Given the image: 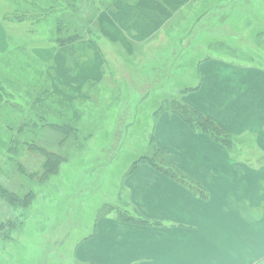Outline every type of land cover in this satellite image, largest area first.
I'll return each mask as SVG.
<instances>
[{
	"label": "rangeland",
	"instance_id": "374dc122",
	"mask_svg": "<svg viewBox=\"0 0 264 264\" xmlns=\"http://www.w3.org/2000/svg\"><path fill=\"white\" fill-rule=\"evenodd\" d=\"M204 1L208 3L200 20L192 17ZM113 6L110 0H0V100L9 104L0 107V135L8 124L23 130L0 161V264H77L75 251L95 234L97 221L127 199L123 182L136 162L153 153L158 159L167 157L152 137L161 112L174 111L172 100L181 101V89L190 86L183 83L186 75L165 76L170 83L151 75L148 84L155 88L134 90L130 96L123 64L122 82L107 67L101 87L81 89L82 99L69 96L72 91L77 97L79 91V59L75 51L71 64L63 65L62 49L75 42L61 40L93 36V42L101 43L106 38L101 17ZM184 7L182 18L170 26L195 30L197 45L219 35L221 26L225 32V49H205L202 56L216 57L220 51L244 68H264V0H195ZM180 35L184 33L172 34ZM157 69L162 67L150 65V70ZM137 77L133 88L141 85ZM191 78L190 84H196ZM159 84L170 86L157 89ZM31 103L41 110L30 108ZM71 104L76 113L70 117L66 110ZM35 117L41 122L36 124ZM217 135L228 140L225 133ZM240 142H230L233 153L255 150L248 138ZM2 147L0 141V153ZM48 154L53 158L47 164ZM45 172L52 176L38 179ZM17 204L19 209L11 206ZM257 264H264V258Z\"/></svg>",
	"mask_w": 264,
	"mask_h": 264
},
{
	"label": "crops",
	"instance_id": "0c3cea01",
	"mask_svg": "<svg viewBox=\"0 0 264 264\" xmlns=\"http://www.w3.org/2000/svg\"><path fill=\"white\" fill-rule=\"evenodd\" d=\"M110 1L113 8L101 17L104 41L93 42L89 36L62 49L63 65L71 64L75 51L79 59V91L77 97L72 91L69 96L82 99L81 89L101 87L107 67L122 82L123 64L130 96L134 90H151V75L163 83H170L167 75H186L183 83L190 86L181 89L180 102L227 132L233 144L248 138L255 150L233 153L174 111L161 112L152 143L167 157L153 159L168 169L142 163L125 177L122 192L127 199L97 221L95 234L75 251L77 264L259 263L264 258V68H244L220 51L197 62V71L184 68V54L190 51V59L198 49L194 36L173 48L171 60L176 62L163 63L159 51L166 54L178 37L172 34L186 29L170 24L182 18L186 2L195 0ZM209 49H225V41L210 43ZM154 63L168 68L154 72ZM137 76L141 85L133 88ZM192 76L196 84H190ZM163 86L170 85L157 89ZM73 107L66 116L76 113Z\"/></svg>",
	"mask_w": 264,
	"mask_h": 264
},
{
	"label": "trees",
	"instance_id": "16d2710c",
	"mask_svg": "<svg viewBox=\"0 0 264 264\" xmlns=\"http://www.w3.org/2000/svg\"><path fill=\"white\" fill-rule=\"evenodd\" d=\"M96 1V0H95ZM208 3V2H200L198 4V6L195 7L196 11L193 15H191L192 17H195V18H198L200 15L202 16L203 14V6ZM98 2H96V6H97ZM202 12V13H201ZM207 12V11H206ZM205 12V13H206ZM200 14V15H199ZM201 16L199 17V20L201 18ZM199 20L196 21L195 25L196 24H199ZM59 25H56V35L58 34L57 33V30L59 29L58 27ZM58 28V29H57ZM184 28L186 29H183L181 31H179L178 33L179 34H182L184 33L183 36L180 35V37H177L176 39H172L171 40V48L170 50H165V53H162V51H159L160 55L157 57L159 61H162L163 63H166L168 62V60H171L172 57H174V53L176 50H173V48H175L177 46L178 43H181V41H185L187 40V38L189 37H192V39L190 41L193 40V36L194 35H197L198 36V40L200 41V38H199V35L198 33L194 30L192 32V29L189 28V26H184ZM219 30L221 31L222 33V26L219 27ZM220 33V34H221ZM54 34V35H55ZM213 35V36H210V37H207L205 38L201 44L198 45V49L195 50L194 52L191 51V58L189 59V55L188 53L190 52H186L184 54V57L182 59L183 62H185L184 65H186L184 68H187V69H191V67L193 65L196 66V63L199 62L200 60L204 59L205 58V55L202 56L204 54V51L208 50L209 49V44L210 43H217L219 42V38H222L223 37V40L225 41V33L222 34V35ZM88 35H91L90 33ZM57 41L60 40V38H58L57 36H55ZM77 38V37H76ZM197 38V37H196ZM83 40V39H82ZM62 42L66 43V44H69V43H72V42H77V41H80V39H75V40H72V41H64V40H61ZM231 44V43H230ZM206 49V50H205ZM171 61H175V60H171ZM176 62V61H175ZM189 64H191L192 66H188ZM163 65H161L160 67H162ZM173 65H171L170 68H172ZM165 66H163L164 68ZM165 68H168V67H165ZM149 85V84H148ZM150 86V85H149ZM151 87V88H150ZM149 88L151 90H153L155 87L154 86H150ZM157 90V89H156ZM142 93V92H141ZM154 98V97H153ZM157 99V98H156ZM158 100V99H157ZM30 108L34 107L33 109L35 110H41L39 106H36L34 103H31L30 104ZM171 106L173 105L174 107V112L176 114H178L187 124H189L192 128H194L195 130H198V131H201L203 133H207L208 135H210L212 138H214L213 140L217 141V142H221L223 145L225 143V146H229L230 145V136L227 132L223 131L221 128H219L217 125H215L210 119L206 118L205 116H203L202 114H200L198 111L192 109V108H189L188 106L184 105L182 102L178 101V102H175L174 100H172V103L170 104ZM9 104H8V100L7 99H4L2 98V100H0V107H8ZM34 114L37 116V112H34ZM38 115H40L38 113ZM41 120V119H40ZM39 121V119H38ZM37 121V117L34 118V122L37 123H40L41 121L38 122ZM19 127V126H18ZM23 133V130L20 129L18 130L17 128H15L14 126L12 125H6V127H3V134L0 135V141L3 143V147L1 148V153H0V161L2 159V155H4L6 153V151L8 150V147L10 146V143L11 141H13L14 137H15V134L16 133ZM225 133L226 136H228V140L227 138H224V139H221L217 133ZM37 150H41L43 152V149H37ZM7 154V153H6ZM156 154L153 153V155L149 158V157H141V159L139 161L136 162V165L134 166V168H136L139 164H142V163H150L151 165H153L154 167L156 168H160V169H164V170H167L168 168L164 167L163 165H158V163H155V158ZM53 157H51L49 154L46 158V163H51V160H52ZM158 158V156H157ZM63 161H61L58 166L60 167L62 165ZM46 164V166H47ZM133 168V169H134ZM54 174V173H53ZM52 176L49 172H45L44 175L41 177V178H38V179H45L47 177H50ZM29 200H26V201H22L25 202V204H27ZM11 202L13 204H16L17 202V199L16 200H11ZM12 207L16 208L18 207L19 205H11ZM21 206V205H20ZM16 209H19V208H16Z\"/></svg>",
	"mask_w": 264,
	"mask_h": 264
}]
</instances>
